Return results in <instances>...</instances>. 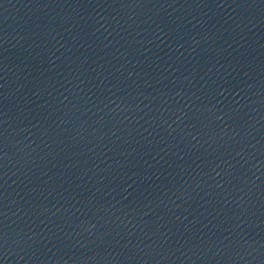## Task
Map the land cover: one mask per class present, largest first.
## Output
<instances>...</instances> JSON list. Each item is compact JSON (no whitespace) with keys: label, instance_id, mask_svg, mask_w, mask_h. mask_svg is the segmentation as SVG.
Segmentation results:
<instances>
[{"label":"water","instance_id":"water-1","mask_svg":"<svg viewBox=\"0 0 264 264\" xmlns=\"http://www.w3.org/2000/svg\"><path fill=\"white\" fill-rule=\"evenodd\" d=\"M0 264H264V0H0Z\"/></svg>","mask_w":264,"mask_h":264}]
</instances>
